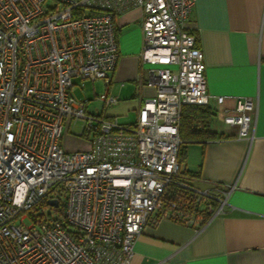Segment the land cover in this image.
<instances>
[{"label": "built area", "instance_id": "built-area-1", "mask_svg": "<svg viewBox=\"0 0 264 264\" xmlns=\"http://www.w3.org/2000/svg\"><path fill=\"white\" fill-rule=\"evenodd\" d=\"M194 2L0 0V264H126L160 218L204 225L224 211L233 186L181 184L200 208L190 215L167 200L181 106L225 101L208 94L203 52L184 27ZM133 8L143 12L139 64L155 93L120 123L105 113L119 101L109 92L114 17ZM74 78L103 80L99 110L73 94ZM234 102L223 122L251 138L254 99ZM65 129L88 149L64 150Z\"/></svg>", "mask_w": 264, "mask_h": 264}, {"label": "crops", "instance_id": "crops-1", "mask_svg": "<svg viewBox=\"0 0 264 264\" xmlns=\"http://www.w3.org/2000/svg\"><path fill=\"white\" fill-rule=\"evenodd\" d=\"M142 15L133 8L114 17L119 56L109 86L137 110L155 93L139 64ZM184 27L203 52L208 94L225 101L208 104L211 129L223 137L188 143L182 166L197 188L233 189L224 211L202 226L170 217L147 226L126 264H264V0H195ZM244 96L255 102L251 138L223 122Z\"/></svg>", "mask_w": 264, "mask_h": 264}, {"label": "trees", "instance_id": "trees-1", "mask_svg": "<svg viewBox=\"0 0 264 264\" xmlns=\"http://www.w3.org/2000/svg\"><path fill=\"white\" fill-rule=\"evenodd\" d=\"M261 61H264V56H262ZM212 114L213 112L208 105L185 104L181 106L178 127L181 144L177 155L180 170L175 177V182L170 186V194L167 198V200L176 204L172 213L180 214L181 212L182 215H190L193 210L200 209L195 204V195L187 188L181 186V184L194 186L190 182L194 174L183 168L182 163L185 158L188 143L203 142L205 140L223 137V134H217L211 129ZM170 218L184 223L174 216ZM204 222L203 219L202 223L198 224V226L203 225Z\"/></svg>", "mask_w": 264, "mask_h": 264}, {"label": "rangeland", "instance_id": "rangeland-1", "mask_svg": "<svg viewBox=\"0 0 264 264\" xmlns=\"http://www.w3.org/2000/svg\"><path fill=\"white\" fill-rule=\"evenodd\" d=\"M73 83L72 92L77 98L83 99L86 97L91 99L87 105L88 111H91L93 107H97V110H99L100 104L94 99V96L104 91L105 84L103 80L97 79L92 82L90 79L74 78ZM123 93L121 92L119 94V101L108 107L105 113L108 115H116L120 123H132L137 116V109L132 106L130 100L123 99ZM78 129L75 128L74 132H78ZM61 147L66 151L86 150L89 147V142L84 136L72 134L71 131L65 129L61 138Z\"/></svg>", "mask_w": 264, "mask_h": 264}, {"label": "water", "instance_id": "water-1", "mask_svg": "<svg viewBox=\"0 0 264 264\" xmlns=\"http://www.w3.org/2000/svg\"><path fill=\"white\" fill-rule=\"evenodd\" d=\"M49 203L52 204V205H55L56 204V200H50Z\"/></svg>", "mask_w": 264, "mask_h": 264}]
</instances>
